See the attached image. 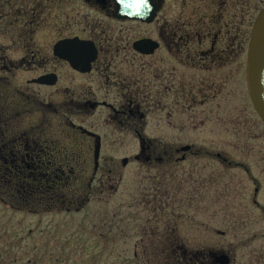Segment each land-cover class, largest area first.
<instances>
[{
	"label": "flooded vegetation",
	"instance_id": "flooded-vegetation-1",
	"mask_svg": "<svg viewBox=\"0 0 264 264\" xmlns=\"http://www.w3.org/2000/svg\"><path fill=\"white\" fill-rule=\"evenodd\" d=\"M152 3L148 21L118 16L114 0H0V188L19 185L29 198L55 203L66 196L71 178L67 172L83 170L82 154L92 156L93 174L112 172L109 163H100L107 134L98 132L96 121L99 112H107V129L135 138V161H155L162 167L202 155L216 158L223 168L238 170V182L242 185L244 179L250 185L251 205L264 214L257 199L261 178L249 164L238 161L232 167L227 147L211 152L162 142L166 137L178 139L180 122L192 135L204 130L209 135L211 119L222 127H239L235 154L252 158L257 152L264 165V142L256 145L264 139V124L249 98L245 63L244 71L231 78L232 89L244 80L245 103L256 132L242 133L247 120L241 110L234 120L225 112L224 118L218 115L220 102L232 90L220 98L227 74L214 71L212 78L210 71L212 66H226L228 60L239 67L243 57L246 62L251 30L264 0ZM247 10L254 14L249 16ZM148 107L156 108L161 120L157 147L145 136ZM163 121L169 132L163 130ZM123 160L125 166L127 159L125 165ZM93 183L94 176L87 190ZM8 194L13 201L14 195ZM0 201L6 202L1 197Z\"/></svg>",
	"mask_w": 264,
	"mask_h": 264
},
{
	"label": "rangeland",
	"instance_id": "rangeland-1",
	"mask_svg": "<svg viewBox=\"0 0 264 264\" xmlns=\"http://www.w3.org/2000/svg\"><path fill=\"white\" fill-rule=\"evenodd\" d=\"M247 14L252 16L254 11ZM241 62V67L228 60L226 66L210 69L212 78L214 71L227 74V87L220 98L232 90L227 100L220 102L218 115L224 118L225 112L228 120H234L235 113L241 110L247 120L242 133L256 132L251 109L245 103L244 80L240 87L236 84L232 89L231 78L235 72L244 71L245 57ZM107 116V112H99L96 121L98 132L107 134L100 163L104 166L109 163L112 172L93 174L92 156L82 154L79 158L83 170L67 172L71 178L66 184V196L55 203L44 199L37 202L29 197H14L12 201L9 188L19 185L1 186L6 193L0 197L6 202L0 201V255H3L0 261L7 263L15 256L18 262L29 258L36 264H171L169 251L164 250L178 245L189 252L202 250L211 260L220 254L227 255L228 264H264V214L251 205L250 185L244 179L242 185L238 182L240 174L234 163L249 164L261 178L257 199L263 206L264 165L257 152L252 153V158L235 154L233 146L236 148L238 143L239 127L227 123L222 127V123L210 119L209 135L206 130L192 135L186 130L187 124L180 122L177 140L162 139L174 148L190 144L195 149L212 152L225 146L233 169L223 168L216 158L208 160L203 155L160 167L155 161L149 165L135 161L132 154L137 145L135 138L107 129ZM159 118L156 108H147L145 136L154 147L160 142ZM182 121L185 122L184 118ZM162 126L164 131H170L167 122L163 121ZM262 142L264 139H259L256 145L260 147ZM123 159H127L125 166ZM93 176L90 191L86 186ZM14 202H26L28 206H12Z\"/></svg>",
	"mask_w": 264,
	"mask_h": 264
},
{
	"label": "water",
	"instance_id": "water-1",
	"mask_svg": "<svg viewBox=\"0 0 264 264\" xmlns=\"http://www.w3.org/2000/svg\"><path fill=\"white\" fill-rule=\"evenodd\" d=\"M114 2L117 6L116 13L120 17L135 16L148 21L153 17L152 0H114ZM142 44L144 45V42ZM245 81L253 109L264 124V8L258 13L251 30L245 62ZM98 153L99 143L95 146V161L98 159ZM123 164H126V159L123 160ZM214 261L217 264H228L229 258L220 254Z\"/></svg>",
	"mask_w": 264,
	"mask_h": 264
},
{
	"label": "trees",
	"instance_id": "trees-1",
	"mask_svg": "<svg viewBox=\"0 0 264 264\" xmlns=\"http://www.w3.org/2000/svg\"><path fill=\"white\" fill-rule=\"evenodd\" d=\"M18 188L20 187H12L9 188V190L11 191L10 193H12L14 195V197L17 198H27L28 199V194L27 191L24 190V188H20L18 190ZM17 191H20L17 192ZM12 206H19L20 208H25L28 206V204L26 202H14L12 204ZM44 207V205H39ZM45 207L47 208V205H45ZM171 244H174V242H172ZM164 251H169V258H171V264H213L212 260L210 259V255L206 254V252L204 251H185V249L183 248H179L178 245L174 248H171L170 250H164ZM2 254L0 255V258H2ZM3 261V260H2ZM2 261H0V264H36V261H32L31 259H27L25 262L24 261H20L16 259L15 256H13V258L11 259V261L7 262V263H3Z\"/></svg>",
	"mask_w": 264,
	"mask_h": 264
}]
</instances>
